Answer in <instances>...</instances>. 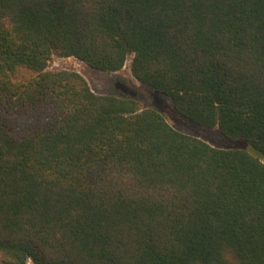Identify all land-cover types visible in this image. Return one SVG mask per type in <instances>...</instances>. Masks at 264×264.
Returning <instances> with one entry per match:
<instances>
[{
    "label": "trees",
    "instance_id": "1",
    "mask_svg": "<svg viewBox=\"0 0 264 264\" xmlns=\"http://www.w3.org/2000/svg\"><path fill=\"white\" fill-rule=\"evenodd\" d=\"M54 56L130 58L178 116L256 156ZM263 161L264 0H0V264H264Z\"/></svg>",
    "mask_w": 264,
    "mask_h": 264
},
{
    "label": "rangeland",
    "instance_id": "2",
    "mask_svg": "<svg viewBox=\"0 0 264 264\" xmlns=\"http://www.w3.org/2000/svg\"><path fill=\"white\" fill-rule=\"evenodd\" d=\"M129 64L130 58L121 70L114 73H105L91 69L72 57L59 58L54 56L50 59L47 70H74L85 78L95 94L134 99L139 102L142 108H152L161 113L167 122L179 132L201 139L216 148L238 149L256 156V152L246 141L242 139H226L221 136L217 128L207 129L197 126L178 116L172 109L171 99L169 97L142 87L131 76ZM19 76L28 78L32 74L26 71H20ZM27 264L32 263L28 262Z\"/></svg>",
    "mask_w": 264,
    "mask_h": 264
}]
</instances>
